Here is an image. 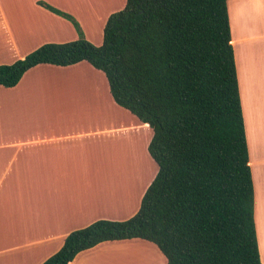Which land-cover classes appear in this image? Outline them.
Listing matches in <instances>:
<instances>
[{"label":"trees","instance_id":"obj_1","mask_svg":"<svg viewBox=\"0 0 264 264\" xmlns=\"http://www.w3.org/2000/svg\"><path fill=\"white\" fill-rule=\"evenodd\" d=\"M45 6L78 38L0 65V85L16 86L40 64L88 62L116 104L149 124L157 171L133 216L71 231L41 264H69L99 243L133 238L153 243L167 264H262L228 0H126L101 45L71 14Z\"/></svg>","mask_w":264,"mask_h":264},{"label":"crops","instance_id":"obj_2","mask_svg":"<svg viewBox=\"0 0 264 264\" xmlns=\"http://www.w3.org/2000/svg\"><path fill=\"white\" fill-rule=\"evenodd\" d=\"M41 2L75 17L86 36L104 20L99 0H0V65L78 38L69 19ZM228 11L264 264V0H228ZM152 137L86 61L40 64L16 86L0 85V264H41L71 231L134 215L157 171L146 179L136 156L153 161ZM153 246L139 238L105 241L69 264L127 263L141 258L138 248L147 261ZM157 256L155 264H167Z\"/></svg>","mask_w":264,"mask_h":264},{"label":"rangeland","instance_id":"obj_3","mask_svg":"<svg viewBox=\"0 0 264 264\" xmlns=\"http://www.w3.org/2000/svg\"><path fill=\"white\" fill-rule=\"evenodd\" d=\"M104 1V5L106 7V10L104 12V20L103 23H101V25L98 23L97 25H94L92 28V32L90 35H85L84 37L86 38V40L92 42L95 45H101L103 42V25L106 23L108 17L113 14L114 12H118L121 9L124 8L126 0H99ZM103 24V25H102ZM138 162L141 163V172L142 174H144V176L146 175V179H149L151 176H153L155 169H157V165L155 162H153L152 160H150V158H148V156H146V154H142L138 152V154L136 155ZM147 161V162H146ZM137 162V163H138ZM146 162V163H145ZM138 166V165H137ZM146 167V171L145 170ZM132 171L134 170V166H131ZM135 214V213H134ZM133 216V215H132ZM155 251H149L150 255H149V259L147 261H143L144 257L143 254L141 253V258H132L129 262L125 263V261H122L120 264H131V262L136 261V264H155V261L157 260L158 256L157 254L159 253L161 254V251L158 249V247H156L155 245L153 246ZM158 251V252H156ZM138 253H140V251H137ZM136 255H139V254ZM132 264H135L134 262ZM164 264H166L165 260H164Z\"/></svg>","mask_w":264,"mask_h":264},{"label":"bare ground","instance_id":"obj_4","mask_svg":"<svg viewBox=\"0 0 264 264\" xmlns=\"http://www.w3.org/2000/svg\"><path fill=\"white\" fill-rule=\"evenodd\" d=\"M138 249H139V248H138ZM138 249H137V251H140V253H143V252H141V249H140V250H138ZM143 251H146V250H143ZM146 252H147V251H146ZM146 252H145V253H146ZM148 253H149V252H148ZM145 256H146V255H145Z\"/></svg>","mask_w":264,"mask_h":264}]
</instances>
